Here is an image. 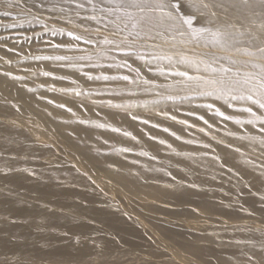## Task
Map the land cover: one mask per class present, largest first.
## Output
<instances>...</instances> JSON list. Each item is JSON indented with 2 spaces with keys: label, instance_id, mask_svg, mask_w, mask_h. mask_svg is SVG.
Instances as JSON below:
<instances>
[{
  "label": "bare ground",
  "instance_id": "6f19581e",
  "mask_svg": "<svg viewBox=\"0 0 264 264\" xmlns=\"http://www.w3.org/2000/svg\"><path fill=\"white\" fill-rule=\"evenodd\" d=\"M218 2L193 28L254 56L109 0H0V264H158L124 249L143 222L165 264H264V0Z\"/></svg>",
  "mask_w": 264,
  "mask_h": 264
},
{
  "label": "snow or ice",
  "instance_id": "6c2138e0",
  "mask_svg": "<svg viewBox=\"0 0 264 264\" xmlns=\"http://www.w3.org/2000/svg\"><path fill=\"white\" fill-rule=\"evenodd\" d=\"M110 3H114L117 10H123L125 17L132 23L133 28H138L141 24L151 23L152 16L148 13H159L157 19L160 22L171 21L177 22L180 27L187 25L190 30V34L197 39L208 38L213 43L217 44L225 50L243 51L246 56H254L255 54L247 49L235 48V45L240 41L237 40L236 34L229 29L221 31L217 29L215 31L210 27L193 28L192 14L188 11L190 8H195L202 16L208 19V23H211V17H214L216 13L212 11L213 8L222 7V4L218 0H109ZM244 4H247L248 0H242ZM91 3V0H89ZM128 9H136L141 15L136 16ZM230 28H235V25H231ZM261 31L264 32V24L261 25ZM243 36L244 33H239ZM79 39V37H77ZM264 43V41H262ZM259 51L264 58V47H261ZM256 66V65H254ZM229 71L228 69L224 70ZM264 72V68H262ZM177 75L185 76L184 72H177ZM107 79V77H105ZM127 79V77H124ZM191 79V77H189ZM213 83H215L213 81ZM261 94L264 95V77H261V83L259 85ZM248 99H251L249 96ZM259 103V101H257ZM260 107L264 108V103L260 104ZM248 111H251L248 109Z\"/></svg>",
  "mask_w": 264,
  "mask_h": 264
},
{
  "label": "rangeland",
  "instance_id": "374dc122",
  "mask_svg": "<svg viewBox=\"0 0 264 264\" xmlns=\"http://www.w3.org/2000/svg\"><path fill=\"white\" fill-rule=\"evenodd\" d=\"M3 1V0H2ZM6 1V0H4ZM15 1V0H10ZM16 6V5H15ZM14 12H25L21 9H4V11H11ZM57 196L53 197V199H56ZM35 205L40 207L45 212L46 204L38 203L37 200L32 201ZM65 213V212H64ZM49 216L47 215V212L40 214L39 217H37V227H45V228H51ZM19 223H22L26 227H30V229L37 230V227L30 226L29 223L25 221H20ZM140 230V237H129V242L131 246H124V249L131 252L133 255H143V254H152V253H159L160 257L152 256V255H144L148 257V259L155 261L158 264H165V263H180L181 262V255L179 253L178 248L176 245H174L172 242L163 239L160 237L157 233H155L154 228L152 225H150L147 222H143L139 226ZM135 246H138L136 248ZM142 249V250H141ZM141 252H140V251ZM163 251H165L163 253ZM164 254V255H163ZM190 264H205L203 261L195 259L191 256L186 257ZM8 260L10 262H13V258L9 257ZM186 264V263H182Z\"/></svg>",
  "mask_w": 264,
  "mask_h": 264
}]
</instances>
